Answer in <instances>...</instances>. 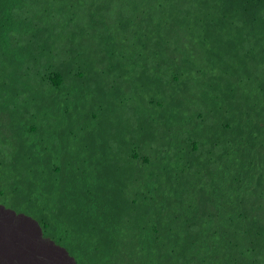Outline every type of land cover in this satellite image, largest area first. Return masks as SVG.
<instances>
[{
	"label": "trees",
	"instance_id": "obj_1",
	"mask_svg": "<svg viewBox=\"0 0 264 264\" xmlns=\"http://www.w3.org/2000/svg\"><path fill=\"white\" fill-rule=\"evenodd\" d=\"M18 31L50 64L45 90L14 103V136L30 138L14 143L19 196L62 222L77 264H264V0H0V67ZM103 77L132 122L115 101L94 108ZM189 168L193 196L171 199ZM81 180L97 198L79 206Z\"/></svg>",
	"mask_w": 264,
	"mask_h": 264
},
{
	"label": "clouds",
	"instance_id": "obj_2",
	"mask_svg": "<svg viewBox=\"0 0 264 264\" xmlns=\"http://www.w3.org/2000/svg\"><path fill=\"white\" fill-rule=\"evenodd\" d=\"M66 12L72 13L70 8H68ZM18 37H20V40ZM5 40L7 41V44L5 45L6 49L4 50L5 53L1 56L2 60L5 61V67H0V83L6 82L7 89H4L0 85V137H2L4 140H7L10 129L13 149V146H15V144L18 145V142H22L23 140L27 141L30 139L18 137V133H16L14 136V131L16 129V125L12 120V115L15 108L14 103H17L18 108L21 106L22 102L28 100L30 95H37L39 91L45 90L47 86V79L45 78L46 67L50 64L46 62L42 54L39 53L38 47L41 43L40 38L35 41L36 49L30 47L28 35L23 36L20 31L11 36L9 39L5 37ZM104 54L105 52L102 54V57H104ZM42 79H46L45 82H42ZM118 82L116 81L109 83L107 78L103 77L102 82L98 81L91 87V90L97 89L101 95L90 92V99L92 100L95 109L103 103H111L112 101H115L117 118L119 119L120 117L122 122H132L134 116L139 111V108L135 113H133L130 105L126 104V101L119 97ZM29 84L34 87L32 94L30 91H28V93L25 92V87H27ZM138 104L136 105L131 103V105L135 107L138 106ZM32 124L33 123H28L30 128L32 127ZM41 133L42 132H36L37 135H41ZM136 135L137 133L135 129L133 136ZM133 142H138L139 144L141 143L139 138L133 139ZM196 142L197 139L192 137V140L189 141L191 145V149L189 150L194 155L193 158L196 164L199 163L204 169L205 165L210 161V152H208V147H204L201 144H199L197 147ZM16 149L19 151V147H16ZM11 154L12 161L10 163H7L5 160H0V188L10 189V192L5 194V196L0 195V210L9 213L11 215L12 222L17 218L30 219L37 225L40 237L35 238L34 240H22L21 242H14L7 234L5 238L0 239V264H77L73 255L68 252L65 241L66 238L57 231L50 229L49 223L43 219L42 214H32L29 212L30 208L35 209L39 203L29 199V197L26 198V196H19L21 187H23L26 191H28V189L25 186L23 179L24 170L23 168L19 170L14 168V161L16 157L13 158V150ZM37 164L40 166L39 161ZM13 172H15V174L8 176ZM100 172L103 175L105 174L103 169H101ZM195 181L196 176L194 177L193 169L189 168L186 177L187 186L182 190L171 188L169 197L174 199L176 193H182L186 199L190 200V196L192 197L195 192ZM80 182L86 185L76 186L79 190L76 192V197L81 201L79 202V206L81 203L88 205L97 197H95L96 195L95 193L93 194L92 191H87V183H83L82 180ZM84 192H87L88 196H86ZM28 193L29 192H27V194ZM82 195L86 196L88 200L84 202L82 200ZM18 201H26V207L24 209L13 208V205ZM36 210L39 211L38 208H36ZM193 210L194 208H190V210L186 209L185 211V213L187 211L191 212V215L189 216L190 219L191 217H194ZM0 233H7V230L3 231L2 228H0ZM23 233L33 235V232L28 230H24ZM34 242H37V244L34 245ZM32 248H35V250L40 252L35 257L31 255V252H35V250H32ZM239 251L240 249H231L229 251L230 254L233 255L232 260L238 263L247 261L244 257L245 259L239 262ZM193 258L200 257H198L196 254L193 255L189 259L190 262L188 264L193 263ZM200 259L201 264H225L223 256L217 252H210L209 254L205 255L203 254L202 258Z\"/></svg>",
	"mask_w": 264,
	"mask_h": 264
},
{
	"label": "rangeland",
	"instance_id": "obj_3",
	"mask_svg": "<svg viewBox=\"0 0 264 264\" xmlns=\"http://www.w3.org/2000/svg\"><path fill=\"white\" fill-rule=\"evenodd\" d=\"M0 85L4 89H7V83L6 82L0 83ZM19 125H24V123L21 121L20 118L18 120V126ZM10 132L11 131L9 129V134H8L7 140H4L2 137H0V160H5L7 163H10L12 161V154H11L12 150H13V158H15V157H16V159L18 158V151H17L16 147L13 146V149H12V140H11ZM12 171H13V169H12ZM23 190H24V188L21 187L20 188V192H22ZM84 194L86 196H88L87 192H84ZM82 196H83L82 200L84 202L88 200L86 196H84V195H82ZM25 207H26V201H18L17 203H15L13 205V208H16V209H24ZM39 210L43 211L44 209L39 208ZM29 212L33 214V213L36 212V210L34 208H30ZM3 215H4V211L0 210V217H3ZM190 215H191V212L187 211L185 217H187V219H190V217H189ZM8 221H10V222L7 224V226H5V225H3V226L6 228L7 232L8 231L10 232V233H8L9 235L14 236L15 238H17L19 236L23 240H34L35 239L34 236L31 235V234L23 233V232L19 233L18 231H15L17 228L14 227V226L12 227V219H9ZM182 221H184V220H182ZM187 222H189V221H187ZM10 223H11V227L8 226ZM116 225H117V227H119V224H116ZM116 225L114 227H116ZM49 228L53 229L54 231H57L60 234H62L66 239L68 238L65 230L63 228H61V223L56 222V223L51 224V225L49 224ZM6 235H7L6 233H0V239L5 238ZM120 241H122L124 243L125 242V237H122L120 235ZM50 260H52V259H50Z\"/></svg>",
	"mask_w": 264,
	"mask_h": 264
},
{
	"label": "crops",
	"instance_id": "obj_4",
	"mask_svg": "<svg viewBox=\"0 0 264 264\" xmlns=\"http://www.w3.org/2000/svg\"><path fill=\"white\" fill-rule=\"evenodd\" d=\"M9 219H11V215L4 211L3 217H0V228H2L3 231H6V228L3 225L7 226V224L10 222V221H8ZM8 226L11 227V223ZM13 226L17 228L15 231H18L19 233L24 232V230H28V231L33 232L34 238L40 237L39 233H38L37 225L28 218H23V219L17 218L15 221L12 222V227ZM8 233H10V232L8 231L6 234H8ZM8 236L14 242H21L23 240L19 236L17 238H15L14 236H11L9 234H8ZM35 244H37V242H34V245ZM32 250H35V248H32ZM39 253L40 252H38V250H35L34 253L31 252V255H33L35 257ZM60 258H61V256H60Z\"/></svg>",
	"mask_w": 264,
	"mask_h": 264
}]
</instances>
